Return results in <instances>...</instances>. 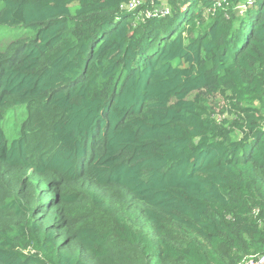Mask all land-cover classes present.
<instances>
[{"label": "trees", "instance_id": "obj_1", "mask_svg": "<svg viewBox=\"0 0 264 264\" xmlns=\"http://www.w3.org/2000/svg\"><path fill=\"white\" fill-rule=\"evenodd\" d=\"M130 1L0 0V264L264 258V0Z\"/></svg>", "mask_w": 264, "mask_h": 264}, {"label": "rangeland", "instance_id": "obj_2", "mask_svg": "<svg viewBox=\"0 0 264 264\" xmlns=\"http://www.w3.org/2000/svg\"><path fill=\"white\" fill-rule=\"evenodd\" d=\"M247 2L248 3L244 7V10H240L239 15H242L248 6L252 7V5L254 4V1H251V0L250 1L247 0ZM0 8H1V3H0ZM29 36H30L29 30L24 29V28L9 29V30H6L5 28H0V49H2L4 47V44L7 42L27 39L29 38ZM9 114H12V112L11 113L9 112L6 114L4 121L2 123V126L5 132V135L8 141L10 142L15 138V132L13 130L14 119L12 123H10L7 120V117Z\"/></svg>", "mask_w": 264, "mask_h": 264}, {"label": "built area", "instance_id": "obj_3", "mask_svg": "<svg viewBox=\"0 0 264 264\" xmlns=\"http://www.w3.org/2000/svg\"><path fill=\"white\" fill-rule=\"evenodd\" d=\"M138 1L139 0H131L130 2H128L125 6L122 5L121 8H126L128 10H133L135 9L139 4H138ZM221 2H224L225 0H220ZM250 1V0H248ZM251 1H254V0H251ZM248 3V2H247ZM241 10H244V7L241 9ZM243 264H254L253 261H248V262H245ZM257 264H264V258H262V260H260L259 262H257Z\"/></svg>", "mask_w": 264, "mask_h": 264}, {"label": "clouds", "instance_id": "obj_4", "mask_svg": "<svg viewBox=\"0 0 264 264\" xmlns=\"http://www.w3.org/2000/svg\"><path fill=\"white\" fill-rule=\"evenodd\" d=\"M122 6V5H121ZM125 6V5H124ZM121 8V7H120ZM137 8V7H136ZM135 8V9H136ZM135 9H133V10H135ZM121 11H132V10H128V9H126V8H121ZM13 119H14V115L13 114H9L8 115V117H7V120L10 122V123H12L13 122Z\"/></svg>", "mask_w": 264, "mask_h": 264}]
</instances>
